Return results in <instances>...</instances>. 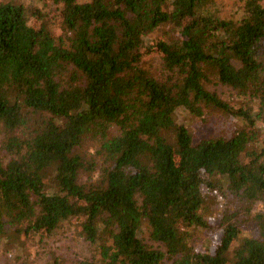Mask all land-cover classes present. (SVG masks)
I'll return each mask as SVG.
<instances>
[{
    "label": "trees",
    "instance_id": "trees-1",
    "mask_svg": "<svg viewBox=\"0 0 264 264\" xmlns=\"http://www.w3.org/2000/svg\"><path fill=\"white\" fill-rule=\"evenodd\" d=\"M54 1L58 41L0 3V243L70 222L96 252L77 264H264V149L249 150L264 125V0L239 24L214 0ZM150 52L165 80L142 67ZM210 85L256 103L236 109ZM208 108L247 127L196 141L177 115ZM89 135L104 139L90 160L77 151ZM204 232L217 240L199 247Z\"/></svg>",
    "mask_w": 264,
    "mask_h": 264
},
{
    "label": "rangeland",
    "instance_id": "rangeland-1",
    "mask_svg": "<svg viewBox=\"0 0 264 264\" xmlns=\"http://www.w3.org/2000/svg\"><path fill=\"white\" fill-rule=\"evenodd\" d=\"M248 0H214L222 19L240 23L245 17V5ZM90 0H79V3H88ZM0 3H15L22 5L27 14L28 23L36 30L43 28L57 41L65 37L66 30L63 24V4L54 0H0ZM264 6V1L262 2ZM161 33L157 32L154 38ZM142 67L149 71L158 80H165L167 72L162 67L161 56L157 52H150L142 62ZM212 85H215L212 84ZM216 91L232 107L250 108L256 102L249 96L241 95L237 91L223 86H209ZM203 117L198 120L191 114L181 111L177 118L184 122L193 132L195 140L218 137L233 127L245 129L238 119L221 111L204 109ZM259 126V125H258ZM257 139L251 144L249 150L260 153L264 149V125L257 128ZM119 134L117 127H112L110 137ZM104 139L100 136L89 135L85 137L77 149L80 155L88 160L95 158ZM0 138V157L7 164L11 157L2 148ZM88 174L81 175V183H87ZM95 179L91 180L94 181ZM78 224V223H77ZM80 225L66 223L55 234L38 233L31 235L20 234L15 229L9 230L0 243V264H77L84 260H91L96 256L94 247L85 240L80 233ZM247 233V232H245ZM144 239L150 241V234L145 230ZM150 239V240H149ZM217 235L202 233L198 237L199 247L206 246L210 241L215 242ZM155 246H159L158 244ZM170 264V263H168Z\"/></svg>",
    "mask_w": 264,
    "mask_h": 264
}]
</instances>
